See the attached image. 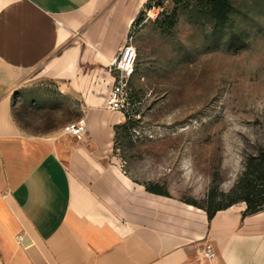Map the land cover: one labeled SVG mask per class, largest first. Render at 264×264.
<instances>
[{
    "label": "crops",
    "instance_id": "0c3cea01",
    "mask_svg": "<svg viewBox=\"0 0 264 264\" xmlns=\"http://www.w3.org/2000/svg\"><path fill=\"white\" fill-rule=\"evenodd\" d=\"M148 1L0 0V264H264V210L210 218L114 152L112 62Z\"/></svg>",
    "mask_w": 264,
    "mask_h": 264
},
{
    "label": "rangeland",
    "instance_id": "374dc122",
    "mask_svg": "<svg viewBox=\"0 0 264 264\" xmlns=\"http://www.w3.org/2000/svg\"><path fill=\"white\" fill-rule=\"evenodd\" d=\"M226 2L225 18L216 0L145 4L133 29L145 70L114 149L145 165L153 188L207 212L240 194L264 140V0Z\"/></svg>",
    "mask_w": 264,
    "mask_h": 264
},
{
    "label": "built area",
    "instance_id": "2783aa9c",
    "mask_svg": "<svg viewBox=\"0 0 264 264\" xmlns=\"http://www.w3.org/2000/svg\"><path fill=\"white\" fill-rule=\"evenodd\" d=\"M135 39L136 33L132 29L112 62L116 81L108 99V107L124 114H128L134 107L132 81L139 63V52ZM65 130L73 134L78 140H84L88 126L86 121L81 119L66 125ZM204 251L207 258L214 259L217 256L214 246L210 243L206 245Z\"/></svg>",
    "mask_w": 264,
    "mask_h": 264
},
{
    "label": "trees",
    "instance_id": "16d2710c",
    "mask_svg": "<svg viewBox=\"0 0 264 264\" xmlns=\"http://www.w3.org/2000/svg\"><path fill=\"white\" fill-rule=\"evenodd\" d=\"M228 7L229 5L226 0H216L215 8L220 18L227 17ZM232 191L240 194L224 206L208 208L210 218L213 217L218 209L231 206L241 201L247 204L245 215L264 210V140L259 145L257 152L248 158L241 180Z\"/></svg>",
    "mask_w": 264,
    "mask_h": 264
}]
</instances>
